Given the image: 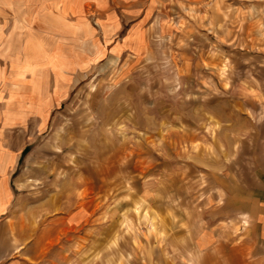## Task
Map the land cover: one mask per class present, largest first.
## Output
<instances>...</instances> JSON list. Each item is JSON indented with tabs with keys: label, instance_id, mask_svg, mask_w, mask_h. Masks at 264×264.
<instances>
[{
	"label": "rangeland",
	"instance_id": "rangeland-1",
	"mask_svg": "<svg viewBox=\"0 0 264 264\" xmlns=\"http://www.w3.org/2000/svg\"><path fill=\"white\" fill-rule=\"evenodd\" d=\"M144 1L117 12L144 20L142 55L97 60L54 104L44 73L40 125L15 121L30 107L8 62L26 37L29 54L50 55L52 29L41 44L35 25L71 19L68 3L0 0V264L261 263L242 215L221 223L227 250L198 237L205 211L264 173L247 120L264 102V0Z\"/></svg>",
	"mask_w": 264,
	"mask_h": 264
},
{
	"label": "crops",
	"instance_id": "crops-1",
	"mask_svg": "<svg viewBox=\"0 0 264 264\" xmlns=\"http://www.w3.org/2000/svg\"><path fill=\"white\" fill-rule=\"evenodd\" d=\"M66 1L68 3L66 12L71 19L58 20L54 30L47 24L35 25L41 26V29H38L40 34L38 43L41 44L45 42L46 34L49 35L48 32L52 29L49 37L54 39L55 45L50 55L45 54L46 52L29 54L30 51L27 49L31 46L26 47V37L23 40V54H12L8 62L11 80L20 75L17 79L22 92L18 94V107L31 109L23 110L24 113L20 112L19 116H16L15 121L18 124L31 122V115L40 125L48 121L46 107L43 108V114L38 111L43 101H48L42 89L44 73L49 71L55 79L53 94L50 96V104H54L65 99L68 91L80 82L79 76L89 74L95 68L97 60L106 58L123 60L129 55L137 58L145 50L144 20H133L134 22L129 24L127 19L121 18L117 13L119 10H125L142 14L146 8L144 0ZM155 5L156 2L152 0L150 9L155 8ZM125 25H129L130 28L123 34ZM42 26L45 28L42 29ZM54 61L57 67H54ZM16 101H13L14 106ZM247 111L250 130L258 131L256 136L264 139V102L250 100ZM2 153L5 155L3 159L11 156L14 160L18 155L16 147H6ZM236 193L237 196L229 197L224 204L216 203L203 213L206 228L198 237V247L206 252L227 250L228 245L223 241L225 233L221 229V223L226 217L235 219L242 215L249 223L243 232L246 244L259 259L258 262L264 264V173L255 174L253 187Z\"/></svg>",
	"mask_w": 264,
	"mask_h": 264
},
{
	"label": "bare ground",
	"instance_id": "bare-ground-1",
	"mask_svg": "<svg viewBox=\"0 0 264 264\" xmlns=\"http://www.w3.org/2000/svg\"><path fill=\"white\" fill-rule=\"evenodd\" d=\"M1 192H2V190L0 189V193H1ZM3 194H4V192H3ZM3 194H2V195H3Z\"/></svg>",
	"mask_w": 264,
	"mask_h": 264
}]
</instances>
